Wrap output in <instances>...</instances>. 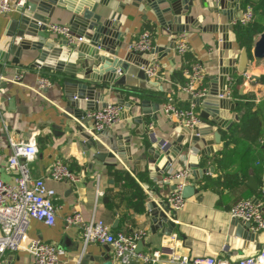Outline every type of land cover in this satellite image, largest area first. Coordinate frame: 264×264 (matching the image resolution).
<instances>
[{
	"label": "crops",
	"instance_id": "0c3cea01",
	"mask_svg": "<svg viewBox=\"0 0 264 264\" xmlns=\"http://www.w3.org/2000/svg\"><path fill=\"white\" fill-rule=\"evenodd\" d=\"M90 1L97 4V12L103 11L107 16L113 12L120 15L117 22L121 33V46L117 49L119 56H123L130 50L131 42L137 39L142 30L151 28L150 34L154 48H160L151 59L159 65V77L153 81H157L161 90L150 92L159 99L153 96L149 97L159 102V110L167 97H172L174 104L178 107H189L193 103L192 98L181 89L186 78L182 84L172 80L173 72L187 64L184 56L174 51L173 37L175 33H166L154 12L147 6L139 4L137 0ZM245 1L242 0L241 8L248 7L244 5ZM251 1L259 10L257 12L252 8L254 11L253 20L247 23L255 24L260 30L254 36V42L259 34L264 32V12L261 9L264 8L262 6L264 0ZM9 2L12 10L8 13H13L18 0H9ZM241 8H228L229 16H234L233 19L228 20V16L219 7L218 0H192L188 13L198 24H190L188 31L179 32L185 34L187 53L191 55L193 62H199L203 68L202 86L208 93L219 92L222 88L221 83L217 80L220 37L215 27L233 24L232 33L235 40L232 42V46L236 51H239L243 46L239 45L236 38L235 21ZM70 15L71 12L65 7L56 6L47 21L68 24ZM166 16L168 17V14ZM5 22L3 16H0V26ZM229 33L231 32L228 31ZM50 37L55 41L61 40L55 35H50ZM36 56L37 51L35 50L22 51L17 62L0 63V73L4 76L0 82V164H4L10 153L8 137L14 140H26L33 136L38 148L36 157L29 162L34 177L46 176L50 165L57 159L63 160L68 168L69 163L79 167L74 171L69 169L79 179L76 182L46 179L47 186L55 190L53 198L56 208L54 225L48 226L42 221L32 219L28 227L29 238L41 239L63 249L64 254L59 264H118L113 259L111 246L94 242L84 244L79 228L65 224V216L73 211H80L86 219H102L110 226L113 233L144 230L146 234L141 239V251L145 253L159 251V257L153 264H171L169 260L171 252L192 258L215 255L229 260H237L254 252L258 244L264 242V238L249 240L244 237L247 230L236 225L228 212L237 200L247 198L245 197L247 194L251 199L257 198L258 202L264 206V150L257 152L256 149L248 146L233 154V162L226 171L236 175L238 181L243 180L237 186L229 185L220 190L209 188L199 190L195 184L197 178L192 175L189 183L195 187L194 195L192 198L186 199L181 209L174 212V226L170 234H166L163 227H155L152 230V221L148 213L149 203L153 201L159 204L161 201H165L172 190V184L161 182L167 171L161 173L163 167L160 161L149 162L152 158L148 153L152 143L149 134L153 132L156 138L164 139L173 147L175 143L171 138L174 131L172 125H179L174 120L164 117L158 110L153 117L144 119L141 123L143 129H139L140 123L135 120V116L141 114L140 106L137 103L138 96L131 92L132 88L129 86L109 84L110 89L104 92L105 103H115L122 108L119 120L109 129L114 134L128 137L129 146L128 150L125 147L127 151L123 152V158L118 156L106 158L105 163L97 164L93 160V150L86 151L83 148L79 137L80 131L77 129V126L80 125L83 130H87L92 126V120L85 123L66 117L65 114H68L66 93L72 91L67 89L66 92L65 79L57 78L45 73L40 67L32 66ZM187 68L183 69L184 77V70ZM246 71L251 76H258V79H250L245 82L242 72H235L226 78V84L229 78H233L234 85L236 77H240V83L237 85L238 94L234 95L232 85L231 96L227 98L233 104V108L230 110L231 114H237L238 118L242 114V110L239 108L240 101L251 99L258 103L264 100V82L261 81V78L264 77V59L250 58ZM16 75L21 76L16 79ZM41 75L51 79V85L44 90L37 89V79ZM243 84L245 87L240 93L239 89ZM75 96L73 95V99L76 98ZM126 103L129 104L128 108L124 105ZM194 105V109L199 115L202 107ZM88 113L89 111H87V115ZM260 118L264 125V110H260ZM235 123L237 120L228 128L218 129L221 135L220 142L213 145L214 151L210 155H201L198 150L188 146V152L196 155V161L200 168H213L202 175L217 177L220 180L223 178L225 171L217 170L212 158L219 154L223 148L224 132L229 131V128ZM258 142L264 144V138H259ZM233 147L234 144L230 143L229 149ZM183 154L184 150L180 152L179 156L184 165H187V156ZM170 168L176 170L182 168V165L173 161ZM124 172L133 176L144 191L146 197L142 211L135 210L132 205L135 199L132 197V189L129 184L121 177ZM140 175L145 176L146 179L139 180ZM1 177L7 182H11L13 176L2 171ZM249 177L256 180L258 190L255 191L247 185L246 181ZM168 216H171V212ZM236 232H239L240 235H235ZM259 233H264V231ZM5 261L7 264H34L31 256L23 250L6 253ZM134 262L135 264L140 263L139 261Z\"/></svg>",
	"mask_w": 264,
	"mask_h": 264
},
{
	"label": "water",
	"instance_id": "95a60500",
	"mask_svg": "<svg viewBox=\"0 0 264 264\" xmlns=\"http://www.w3.org/2000/svg\"><path fill=\"white\" fill-rule=\"evenodd\" d=\"M19 1L21 4H18ZM137 1L154 12L159 24L168 34L188 31L190 24H198L188 13L192 0ZM18 2L13 13L0 15L6 20L0 26V63L17 62L22 51H37L32 66L40 67L47 74L65 79L66 92L67 89L72 91L66 93L68 113L65 114L66 117L85 123L92 120L87 115V111L99 110L106 104L104 92L110 89L109 84L129 86L132 88L131 92L139 98L137 103L141 114L136 115L135 120L140 123L139 129L142 130V121L153 117L159 110V102L150 98L153 96L150 92L161 90V86L157 81L148 79L144 69L151 61L153 54L160 48H154L150 52L129 50L123 56H119L117 49L121 46V33L117 22L120 15L113 12L107 16L103 11L97 12V4L90 0H18ZM241 3L242 0H218V5L228 16V20L234 17L229 16L228 8H241ZM56 6L65 7L71 12L68 20L70 33L82 38L77 45L70 47L64 40L55 41L46 31L44 23L52 16ZM244 11V8L239 9L236 18L240 19ZM215 29L220 37L217 80L222 88L219 92H209L203 99H192L194 104L202 107L199 112L201 121L194 129L173 124L174 131L171 134L175 143L173 147L167 142L161 148L165 140L156 138L153 132H150L149 138L152 143L148 153L152 158L149 162L160 161L163 167L161 173L167 171L173 161L184 166L179 156L182 150H184L183 155L187 156L186 166L191 170L194 178L201 177L203 173L213 169L212 167L200 168L196 155L189 153L188 148L198 150L201 155H210L214 151L213 145L220 142L221 135L218 129L228 128L235 120H238L237 114H231L233 104L230 100L218 97V94L225 90L227 76L246 71L250 58L264 59V32L259 34L249 52L245 47L239 51L233 48L232 42L235 40L232 33L233 24L216 26ZM228 31L231 33L228 34ZM250 79L256 80L258 76L252 75ZM244 87V84L240 87V93ZM73 95H76V98L73 99ZM153 97L159 99L157 96ZM124 105L126 108L129 107L127 103ZM77 129L80 131L79 137L83 148L86 151L93 150V160L97 164L105 163L106 158L115 156L123 158V152L128 150L129 138L114 134L109 128L95 132L83 130L79 125ZM246 183L253 190H258L257 182L253 177H249ZM194 192V185L188 183L182 188L181 194L184 198L190 199ZM253 201L258 202V199L254 198ZM149 208L152 230L155 227H163L165 233L170 234L174 226L175 211L169 203L166 200L159 204L152 201L149 203ZM233 222L247 230L244 234L247 239L264 238V233L249 231L247 222L238 219H233ZM235 235L240 234L236 232ZM262 247L264 242L259 243L254 252ZM141 250L142 241L139 240L135 251ZM128 264H135V262L130 261Z\"/></svg>",
	"mask_w": 264,
	"mask_h": 264
},
{
	"label": "built area",
	"instance_id": "2783aa9c",
	"mask_svg": "<svg viewBox=\"0 0 264 264\" xmlns=\"http://www.w3.org/2000/svg\"><path fill=\"white\" fill-rule=\"evenodd\" d=\"M21 4V1L18 2ZM12 10L9 0H0V14ZM254 11L248 6L240 19L235 22L247 24L253 20ZM49 35L58 36L65 41L67 46H75L82 41L70 33L68 24L44 23ZM130 50L150 52L154 49L151 34L148 30H142L137 39L131 42ZM174 51L183 56L188 52V46L184 33L175 34L173 37ZM119 73V71H118ZM148 79L154 80L159 77V65L150 61L144 69ZM186 81L181 89L190 95L192 99H203L208 91L203 85V68L197 61L190 64L184 70ZM16 75L15 78H20ZM247 82L250 74L242 72ZM4 76L0 73V82ZM233 78L227 81L225 90L218 94L219 98H230L232 92ZM51 85V79L41 75L37 79V89L44 90ZM192 103L189 107H178L174 104L172 97H167L160 107L161 114L169 120H174L179 126L194 129L200 118ZM122 108L118 104L107 102L101 109L91 111L88 116L92 118V126L87 130L99 132L110 128L119 120ZM151 125V123H149ZM167 144H161L163 148ZM10 153L3 165L0 164V264H7L5 255L8 252L19 250L26 251L32 258L34 264H59L64 254L62 248L55 244L37 238H29L28 227L32 219L42 221L48 226L55 223L56 208L53 203L55 190L46 184V179L55 181L69 180L76 182L79 179L69 170L68 165L60 159L55 160L47 170L46 176L34 177L29 165L38 152L36 141L33 136L26 140H14L8 137ZM11 174L12 181L2 179L1 172ZM191 170L186 166L180 169H168L166 175L161 179L162 183H170L174 186L166 199L170 207L177 211L181 209L186 201L181 194L182 188L190 182ZM229 216L248 223V229L253 233L264 231V210L260 202L253 199L242 198L237 200L229 209ZM67 226H77L84 244L100 243L107 244L112 248V256L118 264H128L130 261H139V264H153L159 257V251L152 253L136 252L137 242L141 240L146 232L136 230L130 233L118 231L113 233L110 226L102 219H86L80 211H73L65 216ZM171 264H264V247L256 252L244 255L237 260H229L221 256L208 255L202 257H188L174 252L170 253Z\"/></svg>",
	"mask_w": 264,
	"mask_h": 264
},
{
	"label": "trees",
	"instance_id": "16d2710c",
	"mask_svg": "<svg viewBox=\"0 0 264 264\" xmlns=\"http://www.w3.org/2000/svg\"><path fill=\"white\" fill-rule=\"evenodd\" d=\"M244 5L250 6L253 9L258 10V7L251 1L246 0ZM264 6V5H262ZM262 12H264V8H261ZM150 32L151 28H147ZM260 30L256 27L255 24H235V34L237 41L240 46L245 47L248 51L250 50L254 36L258 34ZM151 33V32H150ZM184 58L187 64H184L181 69L176 70L172 74V80L178 81L179 83H184L185 77L183 75V69L185 67H189L191 63H193L192 57L189 53H185ZM261 81L264 82V77L261 78ZM240 83V77H236V81L233 85V93L234 95L238 94L237 85ZM250 98V97H249ZM239 108L242 110V114L232 127L229 128V131L224 132L223 138L225 140L222 150L219 154H216L213 158V164L215 168L220 171H225L223 173V178L220 180L219 178H212L211 176H204L197 178L195 184L197 188L200 189H213L220 190L223 187L227 186H237L242 183L243 180H239L236 175H233L226 171L227 167L233 162V154L236 151H241L248 146L260 152L264 150V144H260L258 142L259 138H264V125H262L260 118V110H264V100H261L258 103H255L251 99H245L239 102ZM233 143L234 147L229 149V144ZM69 169L71 171L78 170L79 167L76 164L69 163ZM261 172V169H259ZM121 177L124 181H126L130 188L132 189V197L135 199L132 202V205L135 210L142 211L144 206L145 194L138 182L135 180L133 176L129 173L124 172L121 174ZM146 177L143 175L139 176V180L143 181ZM249 194L245 197L249 198ZM251 199V198H249Z\"/></svg>",
	"mask_w": 264,
	"mask_h": 264
}]
</instances>
